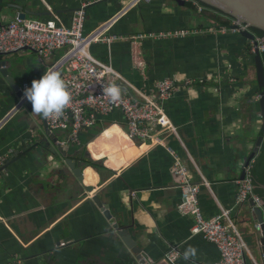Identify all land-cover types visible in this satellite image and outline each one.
Listing matches in <instances>:
<instances>
[{
    "label": "crops",
    "instance_id": "0c3cea01",
    "mask_svg": "<svg viewBox=\"0 0 264 264\" xmlns=\"http://www.w3.org/2000/svg\"><path fill=\"white\" fill-rule=\"evenodd\" d=\"M4 1L38 14L25 20H55L63 27L71 24L75 10L84 7L85 34L103 24H108L107 34L122 36L200 31L184 38L144 40L140 47L144 69L133 64L128 41L96 43L88 49L111 68L116 76L109 80L123 95L155 98L157 82L177 80L178 89L162 105L176 127L167 143L199 186L204 217L229 210L225 222L246 244V264H264L248 204L235 203L236 180L252 152L261 117L248 40L212 32L230 18L212 9L199 13L172 0L134 6L130 0ZM14 20L17 11L12 10L2 24ZM64 53L60 48L40 57L28 49L1 56L0 61H5L14 85L24 94L32 80L52 69ZM20 100L0 76V166L9 164L0 172V264L17 259L38 264L48 254L49 262L40 264H139L92 200L94 194L119 226H129L155 264H166L165 254L172 247L179 253L175 264H219L216 247L192 236L191 218L177 209L180 194L170 175V155L161 146L130 140L119 110L81 129L77 143L67 141L66 130H51L67 153L63 159L43 133L44 118L31 112L32 106L16 109ZM36 137L46 141L35 146ZM74 158L89 184L73 166ZM189 247L196 254L185 258Z\"/></svg>",
    "mask_w": 264,
    "mask_h": 264
},
{
    "label": "built area",
    "instance_id": "2783aa9c",
    "mask_svg": "<svg viewBox=\"0 0 264 264\" xmlns=\"http://www.w3.org/2000/svg\"><path fill=\"white\" fill-rule=\"evenodd\" d=\"M149 1L151 0H130L129 5L134 6L140 2ZM181 1L190 2L199 13L208 9L197 0ZM85 19V8L80 7L75 10L68 27L61 26L55 20L43 19H17L4 23L0 26V54L17 52L26 48L40 57H46L54 50L64 48L63 57L53 65L52 69L63 70L61 78L71 94V102L62 115L44 118L47 127L55 131L67 130L69 132L67 141L77 143L81 129L93 126L97 117L107 116L119 110L124 120L125 133L130 140L147 142L150 146H161L170 155L172 160L170 175L180 194L177 209L181 214L191 218V235L201 236L216 247L219 253V264H246L247 246L240 235L232 230L231 224L225 222L230 211L222 210L210 218L204 217L199 204V186L192 183L188 166L178 152L167 143V136L176 134V127L170 122L162 105L178 89L177 80L165 79L157 82L155 98L146 96L133 98L121 94L120 99L113 102L103 93V88L113 84L109 77L116 75L110 67L96 60L88 49L96 43L111 45L117 41H128L131 45L133 64L144 69L145 62L140 51L144 40L184 38L200 31L182 29L122 36L107 34L108 24H103L85 34ZM245 31L254 35V39L248 41L249 52L254 55L255 50H258L262 54L264 38L256 36L245 24L230 18L226 25L212 29L215 34L239 35ZM190 82L188 80L186 84ZM25 99L23 94L21 100ZM251 164L244 169V177L236 180L235 203L239 206L251 201L255 207L262 209L261 198L254 192L250 175ZM249 211H253V207H250ZM254 227L255 229L260 227L257 220L254 222ZM178 257L177 247H172L165 254L164 261L166 264H175ZM9 264H23V262L17 259Z\"/></svg>",
    "mask_w": 264,
    "mask_h": 264
},
{
    "label": "water",
    "instance_id": "95a60500",
    "mask_svg": "<svg viewBox=\"0 0 264 264\" xmlns=\"http://www.w3.org/2000/svg\"><path fill=\"white\" fill-rule=\"evenodd\" d=\"M180 7H187L194 9L195 7L190 2H185L181 0H172ZM201 4L206 7H209L217 12L235 19L240 23H243L247 26L250 31L259 30L264 32V0H197ZM17 11V19L25 20L27 16H37L38 14L28 12L22 6L16 5L14 3H10L9 1L5 2L4 0H0V26L2 25L3 18L6 17L10 11ZM246 40H253L254 35L251 32L245 31L239 34ZM264 38V37H263ZM27 51L26 48L23 49ZM10 54V53H8ZM6 54H0L4 56ZM254 65L256 69V80L259 91V109H260V117H261V125L259 131L257 133V137L252 149V152L248 156L245 161L244 167L240 174V179L244 177V169L253 162L256 155L259 152L260 145L264 138V65L262 62L261 54L258 50H255L254 53ZM0 76L10 85L12 92L19 101L21 96L23 95V91L19 90L18 86H15L13 80L11 78V74L6 67L5 61H0ZM25 104V105H24ZM31 107V103L27 102V99L20 100L17 104L16 109L20 107ZM43 133L52 140V144L56 147L57 152L61 153L63 159L67 157V153L60 147V144L57 142L58 138L51 132V130L47 127L45 120L43 121ZM43 141H46L45 138H35V146H40ZM48 148L52 153H54V149L47 144ZM8 163L0 166V172L5 170L8 167ZM77 180V184H80V179L75 177ZM84 190L88 192V189ZM92 200L96 203V205L100 208L105 218L108 220L109 224L115 230L117 236L121 239L125 247L135 255L136 260L139 264H155V260L150 258V256L144 252L141 246H138L137 241L134 238L133 232L129 230L128 225L119 226V224L112 217L111 212L103 206L102 201L98 198L96 194L93 195ZM248 208L253 207V211H248L250 214V218H252L253 223L255 220L260 224L259 228L255 229L257 238L259 239V245L262 250L263 262H264V199H261V208L255 207L251 201H248ZM52 257V254H48L45 259H39L37 261L38 264L49 262V259Z\"/></svg>",
    "mask_w": 264,
    "mask_h": 264
},
{
    "label": "clouds",
    "instance_id": "9594fccd",
    "mask_svg": "<svg viewBox=\"0 0 264 264\" xmlns=\"http://www.w3.org/2000/svg\"><path fill=\"white\" fill-rule=\"evenodd\" d=\"M103 93L113 102H117L121 97V88L113 83L103 88ZM24 96L32 105L31 112L42 118L62 115L71 102V94L65 81L60 73L53 69L44 71L42 76L33 79L31 85L24 89ZM195 254L196 250L189 247L185 252V258Z\"/></svg>",
    "mask_w": 264,
    "mask_h": 264
},
{
    "label": "trees",
    "instance_id": "16d2710c",
    "mask_svg": "<svg viewBox=\"0 0 264 264\" xmlns=\"http://www.w3.org/2000/svg\"><path fill=\"white\" fill-rule=\"evenodd\" d=\"M207 8L211 9L209 7ZM252 31L256 36L264 37V32L259 30H252ZM261 57L264 65V52L261 54ZM250 175L254 186V192L261 199H264V138L260 145L259 152L251 164Z\"/></svg>",
    "mask_w": 264,
    "mask_h": 264
},
{
    "label": "bare ground",
    "instance_id": "6f19581e",
    "mask_svg": "<svg viewBox=\"0 0 264 264\" xmlns=\"http://www.w3.org/2000/svg\"><path fill=\"white\" fill-rule=\"evenodd\" d=\"M78 162H79V161H78V158H74V159L72 160L73 166L78 168V171H79L80 175L83 176V177L85 176L84 181L87 182V183L89 184L88 179H87V177H86V175H85V171H84L83 168H79V167H78V165H79V164H77Z\"/></svg>",
    "mask_w": 264,
    "mask_h": 264
},
{
    "label": "rangeland",
    "instance_id": "374dc122",
    "mask_svg": "<svg viewBox=\"0 0 264 264\" xmlns=\"http://www.w3.org/2000/svg\"><path fill=\"white\" fill-rule=\"evenodd\" d=\"M67 131V130H66ZM68 132V131H67ZM67 132H66V134H67ZM65 135V134H64Z\"/></svg>",
    "mask_w": 264,
    "mask_h": 264
}]
</instances>
